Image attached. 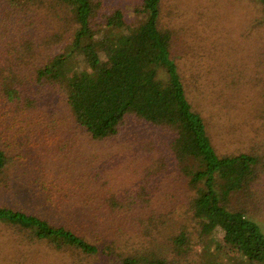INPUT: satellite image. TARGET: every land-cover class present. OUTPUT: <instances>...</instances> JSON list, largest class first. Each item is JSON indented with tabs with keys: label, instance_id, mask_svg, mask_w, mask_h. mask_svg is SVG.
Returning a JSON list of instances; mask_svg holds the SVG:
<instances>
[{
	"label": "trees",
	"instance_id": "trees-1",
	"mask_svg": "<svg viewBox=\"0 0 264 264\" xmlns=\"http://www.w3.org/2000/svg\"><path fill=\"white\" fill-rule=\"evenodd\" d=\"M255 2L261 15L249 28L260 29L264 0ZM108 3L0 0V186H11L10 168L21 147L29 161L42 151L72 153L74 145L62 137L68 123L93 140L114 142L127 119L135 118L164 131L168 158L163 153L156 162L164 169L175 163L186 178L192 191L187 217L176 226L173 218L157 216L153 191L140 181L105 203L84 200L62 223L15 203L0 206V219L21 241L45 240L82 257L105 255L109 264H197L189 242L203 246L197 253L204 264H264V220L255 216L264 154L217 149L172 56L176 30L163 21V0L135 2L130 11L138 13V21L128 19L126 8ZM260 39L264 49V32ZM73 65L82 69L70 76ZM14 127L16 138L9 142L8 129ZM14 142L20 149L9 148ZM117 146L111 151L128 165L132 152L146 150V140L123 138ZM42 172L25 181L41 184ZM101 174L90 166L88 183ZM58 204L61 210L63 201ZM133 233L142 235L130 242Z\"/></svg>",
	"mask_w": 264,
	"mask_h": 264
},
{
	"label": "rangeland",
	"instance_id": "rangeland-1",
	"mask_svg": "<svg viewBox=\"0 0 264 264\" xmlns=\"http://www.w3.org/2000/svg\"><path fill=\"white\" fill-rule=\"evenodd\" d=\"M106 1L126 8L128 19H135L138 13L130 11V7L142 0ZM162 6L163 21L176 30L172 56L190 85L189 95L202 112L219 152L264 154V56H261L264 49L260 39L264 27L249 28V24L261 15L260 7L255 0H163ZM81 69L73 65L70 76L80 73ZM127 121L121 137L114 142L93 140L68 123L62 137H69L74 148L65 157L42 151L39 157L29 161L22 157L25 152L21 147L19 153L16 151L18 160L10 168V173L15 174L8 177L11 186H0V206L15 203L20 208L32 209L62 223L70 220L74 209L84 207V200L102 203L114 192L123 194L127 186L134 185L135 190L141 181L147 190L153 191L151 205L156 206V215L165 214L179 226L187 217L192 191L175 163L164 169L156 162L163 153L167 157L163 141L165 133L135 118ZM16 131L15 127L13 131L8 129L9 142L16 138ZM138 136L145 138L146 150L132 152L133 162L127 165L125 160L115 157L111 150L118 147V140ZM9 148L20 149L16 142ZM29 149L32 153L33 149ZM29 163L34 166H27ZM90 166L102 172L101 180L94 178L96 182L91 184L87 176ZM157 167L166 171L159 173ZM26 168L28 171L23 172ZM38 171L44 172L40 176L43 177L41 184L25 181L31 180L32 176L35 178ZM261 185L260 214L255 216L264 220V178ZM75 189L77 191H70ZM55 191L54 199H42L44 194L50 196ZM58 193L63 197L60 198ZM120 197L123 200L125 196ZM60 200L63 201L62 211L57 209ZM222 234V230H216L217 236L222 237ZM141 235L133 233L130 242ZM188 245L197 264H204L197 253L202 252L203 246L191 242ZM109 259L105 255L82 257L71 250H55L45 240L30 242L25 238L21 241L11 225L0 219V264H109Z\"/></svg>",
	"mask_w": 264,
	"mask_h": 264
}]
</instances>
